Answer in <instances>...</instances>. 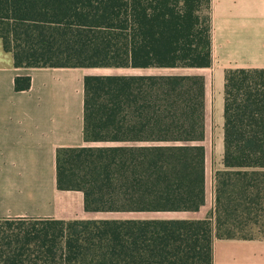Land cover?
I'll list each match as a JSON object with an SVG mask.
<instances>
[{
  "label": "trees",
  "instance_id": "trees-1",
  "mask_svg": "<svg viewBox=\"0 0 264 264\" xmlns=\"http://www.w3.org/2000/svg\"><path fill=\"white\" fill-rule=\"evenodd\" d=\"M0 41L25 69L212 62L208 0H0ZM83 83L86 145L57 149L56 188L81 192L93 215L0 220V264H213L214 237L264 234V69L224 74L223 154L204 219L95 216L205 205L204 77L91 74ZM29 88V77L15 78V91Z\"/></svg>",
  "mask_w": 264,
  "mask_h": 264
},
{
  "label": "crops",
  "instance_id": "crops-1",
  "mask_svg": "<svg viewBox=\"0 0 264 264\" xmlns=\"http://www.w3.org/2000/svg\"><path fill=\"white\" fill-rule=\"evenodd\" d=\"M208 3L212 62L209 68L196 71L211 73L219 95L216 98L214 89L209 95L206 76L200 73L205 79V108L207 104L214 108L223 123L220 91L225 72L264 69V0H208ZM84 70L15 68L12 55L3 51L0 41V220L71 221L92 217L83 210L81 192L56 188L57 149L86 145L83 139ZM16 77H29L30 88L15 91ZM216 170L209 169L213 172L212 189ZM205 174L207 195V166ZM67 193L80 194L79 213L69 214L61 204L63 194ZM204 207L197 213L173 214H180L178 219H204L208 217ZM212 257L213 264H264V238L214 237Z\"/></svg>",
  "mask_w": 264,
  "mask_h": 264
},
{
  "label": "rangeland",
  "instance_id": "rangeland-1",
  "mask_svg": "<svg viewBox=\"0 0 264 264\" xmlns=\"http://www.w3.org/2000/svg\"><path fill=\"white\" fill-rule=\"evenodd\" d=\"M86 75H140V74H200L204 73L206 76V80L208 82V88L212 93L209 91V95L213 94V89L215 91L216 98L218 94V87L217 85H213V77L211 73L208 71L200 72L196 70H184V69H149V70H132V69H85L84 70ZM222 87L220 94L223 95ZM214 108L210 107V105H206V112H205V131L206 137L203 142L205 146V150L207 153V195H206V204L204 210L207 213V216L211 214L213 211L214 206V199H213V189L211 187L212 176L213 172L211 173L210 170H216L221 168V161H222V153H221V133H223V123L222 118L219 117L218 113L214 112ZM216 110H218L215 107ZM108 144L104 143H95L91 144V146H106ZM123 145V144H122ZM130 145V144H129ZM78 193H67L63 194L61 198V204L66 206V212L69 214H76L79 213V204H78ZM203 210V211H204ZM78 215V214H77ZM93 215V214H92ZM97 218H116V219H133V218H162V219H174L181 217L180 214H173V213H112V214H96ZM211 216V215H210ZM209 216V220L211 225H213V219ZM237 236H248L252 238H264V234L258 232L257 230H253L252 232L244 231L243 233L237 232Z\"/></svg>",
  "mask_w": 264,
  "mask_h": 264
},
{
  "label": "built area",
  "instance_id": "built-area-1",
  "mask_svg": "<svg viewBox=\"0 0 264 264\" xmlns=\"http://www.w3.org/2000/svg\"><path fill=\"white\" fill-rule=\"evenodd\" d=\"M205 137H206V131H205ZM205 140V139H204ZM204 142V141H203ZM203 144V143H202ZM204 146V145H203ZM204 148H205V146H204ZM205 152H206V150H205ZM213 199H214V184H213Z\"/></svg>",
  "mask_w": 264,
  "mask_h": 264
}]
</instances>
